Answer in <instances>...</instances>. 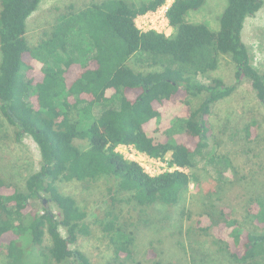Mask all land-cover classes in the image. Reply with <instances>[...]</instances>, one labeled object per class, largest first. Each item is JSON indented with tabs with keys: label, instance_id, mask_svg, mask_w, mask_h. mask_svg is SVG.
Listing matches in <instances>:
<instances>
[{
	"label": "trees",
	"instance_id": "16d2710c",
	"mask_svg": "<svg viewBox=\"0 0 264 264\" xmlns=\"http://www.w3.org/2000/svg\"><path fill=\"white\" fill-rule=\"evenodd\" d=\"M165 1L92 2L61 14L47 37L31 47L26 19L40 0H0V113L15 127L16 140L29 135L40 152L39 169L26 178L24 190L7 191L0 177V252L6 264H47L27 259L46 235L54 264H125L133 259L143 213L154 203H177L188 189L193 175L187 170L208 145L211 105L246 79L264 114V74L242 39L244 21L264 0H226L217 30L186 18L205 0H172L165 11L169 35L138 29L135 18ZM83 46L88 50L77 57ZM221 54L234 65V82L200 81L217 68ZM200 94L204 97L192 107L189 96ZM97 105L106 107L95 116ZM254 126L245 125V140L251 141ZM75 139L86 140L87 147L80 148ZM119 144L151 157L168 154L176 168L150 175L116 151ZM102 177L115 180L99 221L112 257L94 263L69 246L85 232L86 212L57 182ZM41 192L57 206L59 217L42 200L41 212L29 208ZM249 202L245 214L254 219V229H246L229 205L211 203L197 212L198 230L211 235L233 264H264L263 203L254 197ZM255 204L262 209L259 218Z\"/></svg>",
	"mask_w": 264,
	"mask_h": 264
},
{
	"label": "rangeland",
	"instance_id": "374dc122",
	"mask_svg": "<svg viewBox=\"0 0 264 264\" xmlns=\"http://www.w3.org/2000/svg\"><path fill=\"white\" fill-rule=\"evenodd\" d=\"M100 1L40 0L37 8L26 19L25 37L28 45L34 47L47 37L61 14L76 12L92 2ZM127 1L138 3L142 0ZM171 2L166 0L165 3ZM225 5L226 0H205L199 9L190 11L186 18L190 22H203L210 29L217 30ZM159 9L157 13L161 16ZM152 15L147 14L150 17ZM147 16L138 17L136 21L140 23ZM164 30L167 35L172 32L170 25H165ZM242 39L248 47L253 65L264 74V4L244 21ZM87 50L88 47L83 46L75 55L82 57ZM138 65L132 64L135 68ZM209 77H219L226 84L234 82V65L229 56L221 54L217 68L199 77V80L208 82ZM203 97L204 94L189 96L192 107H196ZM105 107L97 105L94 115L97 116ZM207 118L211 134L207 147L195 157L196 166L187 170L193 175L188 189L177 203H154L143 213L133 259L127 260L125 264H155L156 260L161 264H233V259L218 248L212 236L197 228V212L210 209L208 206L211 203L217 207L229 205L234 217L246 229L257 228L254 219L246 216L245 209L250 204V198L254 197L262 201L264 210V114L249 81L243 79L231 95L212 104ZM251 122L255 126L251 128L249 141L245 140L244 134L245 125ZM172 123L177 124L175 120ZM14 131L15 127L0 113V177L8 186L7 191L13 188L24 190L26 178L40 166L37 144L29 135L16 140ZM74 143L80 148L87 147L86 140L75 139ZM116 150L128 157L127 148L118 145ZM155 161L158 163L151 165L153 174L174 169L169 163L168 154ZM114 186L115 180L109 177L93 182H57L58 189L63 194L73 196L86 212L85 232L79 233L76 242L69 246L82 251L94 263H105L112 257V249L103 236L99 221L107 207L108 189ZM41 200L59 217L57 206L48 202L43 192L39 199L31 200L29 208L41 212ZM253 207V213L259 218L262 209L258 211L256 204ZM202 222L205 223L206 218ZM60 231L66 235L63 227ZM49 244L46 235L40 249L30 250L27 259L35 262L46 259L47 264H54L47 255ZM5 261L6 257L0 252V264H6Z\"/></svg>",
	"mask_w": 264,
	"mask_h": 264
},
{
	"label": "built area",
	"instance_id": "2783aa9c",
	"mask_svg": "<svg viewBox=\"0 0 264 264\" xmlns=\"http://www.w3.org/2000/svg\"><path fill=\"white\" fill-rule=\"evenodd\" d=\"M168 5L169 4L164 3L159 7V8H161V13H162L161 16H159V14L157 13V12H160L159 8H157L155 11H149V12H146L144 14L138 15L135 18V24H136L137 28L140 30H143V31L149 30V29H154L158 32H162V33L167 35L166 31L164 30V27H165V25H169L168 20L165 16V11H166ZM148 13H152L153 14L152 17H154V18L147 16ZM141 16H143V17L147 16L146 20H147V22H149L150 25H148L146 20H143V19L141 20L140 23H138L136 20L138 17H141ZM145 26H148V28ZM119 146H123L129 150V152L126 154V155H128V157L125 156L124 158H126V159L128 158L129 160L136 161L137 163H139L142 166V168L144 169L145 172H147L150 175H155V174H153V170H151V165H152V163H154V164L158 163L157 161H155V159H158L159 157H151L148 154L139 151L133 145L119 144ZM145 161L147 164H145ZM175 168L176 167L174 166V169Z\"/></svg>",
	"mask_w": 264,
	"mask_h": 264
}]
</instances>
